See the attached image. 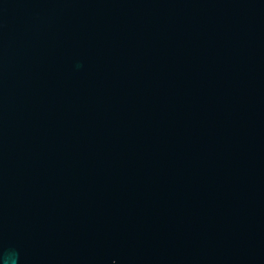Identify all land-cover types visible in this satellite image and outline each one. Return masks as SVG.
<instances>
[{
	"label": "water",
	"instance_id": "95a60500",
	"mask_svg": "<svg viewBox=\"0 0 264 264\" xmlns=\"http://www.w3.org/2000/svg\"><path fill=\"white\" fill-rule=\"evenodd\" d=\"M0 264H264V0H0Z\"/></svg>",
	"mask_w": 264,
	"mask_h": 264
}]
</instances>
